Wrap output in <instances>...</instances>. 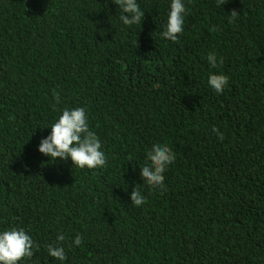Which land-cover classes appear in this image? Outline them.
<instances>
[{
  "label": "trees",
  "instance_id": "16d2710c",
  "mask_svg": "<svg viewBox=\"0 0 264 264\" xmlns=\"http://www.w3.org/2000/svg\"><path fill=\"white\" fill-rule=\"evenodd\" d=\"M137 3L127 26L113 0H0V233L34 241L18 264H264V0H182L175 43L160 35L172 0ZM79 107L102 168L39 151ZM155 144L175 161L153 189L140 172Z\"/></svg>",
  "mask_w": 264,
  "mask_h": 264
},
{
  "label": "clouds",
  "instance_id": "9594fccd",
  "mask_svg": "<svg viewBox=\"0 0 264 264\" xmlns=\"http://www.w3.org/2000/svg\"><path fill=\"white\" fill-rule=\"evenodd\" d=\"M113 2L121 10L120 20L124 25L131 26L141 22V18L145 17V13L141 11L137 0H113ZM228 3V0H217L218 6H223ZM185 5L182 0H172L171 11L168 16L166 30L160 35L172 42L179 41V35L183 31V13ZM232 15L237 12L233 11ZM213 26L210 31H216ZM208 61L210 67H217V57L215 54H209ZM219 63H223V58ZM229 79L225 75L212 74L209 77V85L218 93L222 94ZM57 101L59 96L57 94ZM51 134L42 139L39 145V151L45 156H49L51 161H56L57 158L67 161L69 158L78 168L96 169L102 168L106 164L104 152L101 151V142L97 135L89 129L87 123L86 111L79 107L72 110L65 109L60 116L58 122L51 126ZM219 139H223V133L219 129L213 128ZM149 164L143 166L140 176L144 183L153 189L164 187V172L168 165L175 161V154L167 146L155 144L148 152ZM131 201L134 206H142L147 202L139 189L136 187L131 192ZM58 241H63L64 236L60 235ZM74 244L80 246L82 237L77 235ZM36 248L39 246L36 245ZM34 241L25 232L24 229L13 228L0 233V264H18L25 257L31 258L34 256ZM47 251L50 257L55 260L64 261L67 259L65 250L62 246L48 245Z\"/></svg>",
  "mask_w": 264,
  "mask_h": 264
}]
</instances>
